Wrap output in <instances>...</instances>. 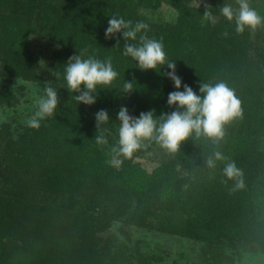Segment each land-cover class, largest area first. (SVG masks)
Instances as JSON below:
<instances>
[{
	"label": "trees",
	"instance_id": "1",
	"mask_svg": "<svg viewBox=\"0 0 264 264\" xmlns=\"http://www.w3.org/2000/svg\"><path fill=\"white\" fill-rule=\"evenodd\" d=\"M164 5L178 12L174 24L143 14ZM205 14L188 0H0V77L42 91L51 83L61 101L39 129L13 128L18 119L0 128V264H134L129 247L109 235L115 222L201 242L210 254L264 253V51L252 54L247 30L237 33L226 18L203 21ZM114 15L147 23L148 37L163 42L183 84L197 94L202 82L225 81L235 90L243 117L226 126L220 150L243 169V190H229L223 163L214 171L204 167L216 146L203 137L186 141L152 170L138 161L160 148L152 140L120 165L109 163L121 107L134 116L175 110L167 104L173 83L161 73L167 66L140 71L123 55L122 37L105 39ZM33 37L60 48L47 69L39 67ZM78 53L110 57L119 73L97 90L95 105L111 120L107 144L97 143L95 114L78 105L63 79L64 65ZM125 80L133 82L127 95ZM25 91L2 87L0 107L24 105ZM137 258L142 264L145 257Z\"/></svg>",
	"mask_w": 264,
	"mask_h": 264
},
{
	"label": "clouds",
	"instance_id": "2",
	"mask_svg": "<svg viewBox=\"0 0 264 264\" xmlns=\"http://www.w3.org/2000/svg\"><path fill=\"white\" fill-rule=\"evenodd\" d=\"M237 2L238 9H234L228 3H223L220 7L224 18L235 21L237 33H243L246 28L255 29L264 25V16L251 7L248 0H237ZM148 29L149 25L143 21L133 24L131 20L114 15L108 19L105 39L122 37L123 55L135 61V67L140 71H155L158 66H163L161 69L167 66L168 71L161 73L173 83L175 90L168 94L167 104L175 110L159 117L154 115L156 113L154 109L134 116L129 113L126 106L121 107L117 113L118 142L111 149L113 159L109 163L120 165L123 163L121 158L131 159L142 148L145 140L155 141L162 149L173 154L191 138L203 137L216 146L207 158L203 159L204 167L214 171L219 163H223L222 174L225 183L232 182L229 190L233 192L243 190L246 187L243 169L220 150V145L226 136V126L243 117L241 99L225 81L202 82L199 94L191 86L183 84L176 72V61L167 59L163 42L149 38ZM119 44L117 39L115 47ZM42 62L45 64L41 60L40 65ZM64 66L63 79L67 90L75 94L74 99L78 105H95L99 98L98 88L102 90L110 86L119 75L110 57L104 60L95 56L83 58L78 53L70 57ZM124 87L125 95L133 92L131 91L133 82L125 80ZM60 103L58 91L49 83L44 89V94L37 101L36 110L26 121L27 126L39 129L41 121L53 116ZM95 120L97 130L101 133L95 136V139L98 144H107L108 140L104 133L108 131L105 126L111 121L108 111L104 109L98 111Z\"/></svg>",
	"mask_w": 264,
	"mask_h": 264
},
{
	"label": "rangeland",
	"instance_id": "3",
	"mask_svg": "<svg viewBox=\"0 0 264 264\" xmlns=\"http://www.w3.org/2000/svg\"><path fill=\"white\" fill-rule=\"evenodd\" d=\"M189 6L198 9L205 14L203 21L213 19L219 21L224 18L220 12V7L223 3L231 4L234 9H238L237 0H188ZM251 7L255 8L259 14L264 16V0H248ZM148 13L152 19L165 24H174L178 17V12L167 5L162 6L158 11L143 12ZM235 24V21H230ZM248 32V45L252 54L258 55L264 51V25L255 29L246 28ZM32 48L38 59L43 60L39 67L47 69L52 62V52L59 51L60 48L56 45L50 46L39 38L33 37L31 40ZM39 61V62H40ZM6 86L9 90H14L24 86L26 88L27 103L18 106L15 109H7L0 107V128L3 123L14 119H18V124H13L12 127H21L26 124L28 118L34 113L37 108L38 99L44 94L39 87L32 83H27L21 80H4L0 77V89ZM85 107L93 114L99 111L96 105ZM13 123V122H12ZM119 131V121L118 128ZM172 157V154L166 150L157 147H152V150L139 158L138 161L148 169L152 170L163 159ZM109 235L113 241L123 247H129L125 250L126 255H132L134 264H141L138 256L145 257L142 264H264V253L261 251H233L227 249L218 251L217 255L210 254L208 247L201 242L186 239L183 237L159 233L156 231L146 230L143 228L133 227L123 223H113L109 230ZM125 245V246H124ZM221 257V258H220Z\"/></svg>",
	"mask_w": 264,
	"mask_h": 264
}]
</instances>
